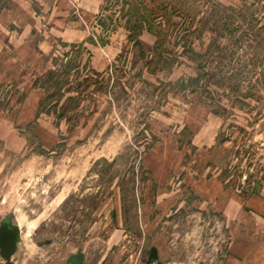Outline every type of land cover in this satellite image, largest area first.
<instances>
[{"label":"rangeland","instance_id":"374dc122","mask_svg":"<svg viewBox=\"0 0 264 264\" xmlns=\"http://www.w3.org/2000/svg\"><path fill=\"white\" fill-rule=\"evenodd\" d=\"M31 1L0 0L11 264H264V0Z\"/></svg>","mask_w":264,"mask_h":264},{"label":"water","instance_id":"95a60500","mask_svg":"<svg viewBox=\"0 0 264 264\" xmlns=\"http://www.w3.org/2000/svg\"><path fill=\"white\" fill-rule=\"evenodd\" d=\"M19 234L20 230L17 225L4 223L0 227V255L7 262L11 261L12 256L17 250ZM159 259L160 257L158 249L156 247H153L149 255V262H156V264H162ZM83 262L84 255L81 251H79L77 254L72 255L69 258L67 264H83Z\"/></svg>","mask_w":264,"mask_h":264},{"label":"crops","instance_id":"0c3cea01","mask_svg":"<svg viewBox=\"0 0 264 264\" xmlns=\"http://www.w3.org/2000/svg\"><path fill=\"white\" fill-rule=\"evenodd\" d=\"M15 4H20L19 1H21V5L23 6L24 10L29 14L33 13L36 14V10L33 8V2L31 0H12ZM39 2H46L49 4L50 0H36ZM48 1V2H47Z\"/></svg>","mask_w":264,"mask_h":264},{"label":"trees","instance_id":"16d2710c","mask_svg":"<svg viewBox=\"0 0 264 264\" xmlns=\"http://www.w3.org/2000/svg\"><path fill=\"white\" fill-rule=\"evenodd\" d=\"M103 8H104V7H103ZM139 22H141V20H139ZM142 26H143V25H142ZM142 26H136V27H134V29L136 30V29L141 28V30H143V29H142V28H143ZM149 32H152V28L149 29ZM47 77H48L51 81H53L54 78H56V70H55V69L51 70V71L49 72V74L47 75ZM255 192H257V190H256ZM121 194H122L123 198H124L125 195H126V191H125V188H124L123 186H121Z\"/></svg>","mask_w":264,"mask_h":264},{"label":"flooded vegetation","instance_id":"af4514ba","mask_svg":"<svg viewBox=\"0 0 264 264\" xmlns=\"http://www.w3.org/2000/svg\"><path fill=\"white\" fill-rule=\"evenodd\" d=\"M4 223L15 225L10 219H6V220L1 224V226H2ZM1 226H0V227H1ZM20 238H21V237H20V234H19V241H20ZM19 241H18V243H19ZM18 243H17V248H18ZM16 251H17V250H16ZM0 256H1V255H0ZM11 260H12V259H11ZM11 262H12V261H10V262H7V261H6L7 264H11Z\"/></svg>","mask_w":264,"mask_h":264}]
</instances>
